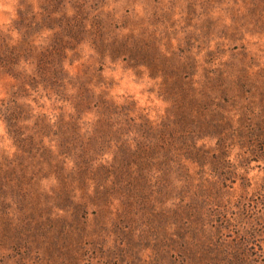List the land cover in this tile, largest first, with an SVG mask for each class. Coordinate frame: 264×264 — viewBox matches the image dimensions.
I'll return each mask as SVG.
<instances>
[{
	"label": "rangeland",
	"instance_id": "rangeland-1",
	"mask_svg": "<svg viewBox=\"0 0 264 264\" xmlns=\"http://www.w3.org/2000/svg\"><path fill=\"white\" fill-rule=\"evenodd\" d=\"M0 264H264V0H0Z\"/></svg>",
	"mask_w": 264,
	"mask_h": 264
}]
</instances>
